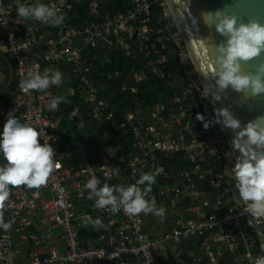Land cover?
<instances>
[{
	"label": "built area",
	"instance_id": "1",
	"mask_svg": "<svg viewBox=\"0 0 264 264\" xmlns=\"http://www.w3.org/2000/svg\"><path fill=\"white\" fill-rule=\"evenodd\" d=\"M39 2L57 9L64 22L23 19L17 0H0V53L14 63L18 84L10 101H0V130L11 111L22 123L44 129L40 142L55 149L60 166L40 187L10 186L4 220L12 227L0 229V264H22V243L31 247L24 264H255L264 256V217L243 212L236 181L224 176L237 156L221 124L204 128L215 121L216 109L168 0ZM111 53L134 68L126 76L114 71L97 79L95 62L110 63ZM172 59L184 77L168 69ZM36 65L41 74L68 72L77 88L69 97L57 86L21 88ZM149 79L166 83L160 97L150 103L133 99L134 108L117 120L111 100L127 92L136 96ZM53 97L61 103L50 111ZM67 98L81 106L67 107ZM64 122L90 135L95 127L102 139L115 141L83 163L91 150L67 142ZM143 173L156 174L147 198L165 209L163 218L112 213L87 198L85 185L93 176L100 186L126 187ZM97 218L103 221L98 230L88 222Z\"/></svg>",
	"mask_w": 264,
	"mask_h": 264
},
{
	"label": "clouds",
	"instance_id": "2",
	"mask_svg": "<svg viewBox=\"0 0 264 264\" xmlns=\"http://www.w3.org/2000/svg\"><path fill=\"white\" fill-rule=\"evenodd\" d=\"M17 5L18 16L26 20L59 26L65 19L57 9L39 0L32 5L17 0ZM201 17L207 27L224 38L215 46V89L222 93L230 88L248 97L264 95V62L258 64L254 72L246 73L242 68L243 64L264 53V23L256 19L245 22L224 10L203 12ZM62 79L59 70L46 69L41 74L39 65H36L28 73V78L21 81L20 87L42 91L50 86H60ZM214 99L219 100L220 96L215 95ZM60 103V97H53L48 103V110H57ZM215 115V121L205 122L204 128L216 123L233 132L231 146L239 155L228 175L236 181L234 187L244 205L243 212L251 217H264V117H257L242 126L227 108L217 110ZM196 119L204 121L205 117L197 115ZM42 136L47 137L44 129L38 131L28 123H22L13 111L7 114L0 130V158L6 161L0 164V229L7 231L12 227L11 223L5 222L2 211L11 194L10 186L40 187L47 182L54 168L60 166L54 159L55 149L48 142H40ZM155 183L156 174L143 173L135 184L126 187H111L107 183L100 186L95 176L87 181L85 187L87 198L95 199L96 208L109 209L112 213L123 209L133 216L151 213L163 218L165 209L156 207L154 197L147 198ZM88 222L97 230L103 227L99 218ZM255 264H264V256H259Z\"/></svg>",
	"mask_w": 264,
	"mask_h": 264
},
{
	"label": "water",
	"instance_id": "3",
	"mask_svg": "<svg viewBox=\"0 0 264 264\" xmlns=\"http://www.w3.org/2000/svg\"><path fill=\"white\" fill-rule=\"evenodd\" d=\"M168 2L216 111L227 108L240 121L242 126L257 117H264V95L248 97L230 88L222 93L215 89L213 79L216 57L215 46L224 38L207 27L201 17L203 12L224 10L236 15L245 22L248 19H256L264 23V0H168ZM0 57L8 63L5 55L0 53ZM261 62H264V53H261L258 58L243 64V71L246 73L254 72ZM215 95H219L220 99L215 100ZM225 131L231 142L233 132L227 128H225ZM235 153L236 156L239 155L238 152ZM224 176L227 179H232L226 172H224Z\"/></svg>",
	"mask_w": 264,
	"mask_h": 264
},
{
	"label": "trees",
	"instance_id": "4",
	"mask_svg": "<svg viewBox=\"0 0 264 264\" xmlns=\"http://www.w3.org/2000/svg\"><path fill=\"white\" fill-rule=\"evenodd\" d=\"M110 59V63L102 66L100 63L97 61L94 64L95 67V75L97 79L99 78L100 74H106V73H113L114 71H119L123 75H127L128 71L131 68H134L133 64L130 61H124L122 59H117L115 54H109L108 55ZM14 66V63H12ZM15 68V66H14ZM136 70H139L138 67H135ZM169 70H172L176 74L184 77L185 76V70L183 67H181L175 59H172L170 62V65L168 66ZM187 79V77H186ZM100 82H102L103 78H100ZM73 86L77 88L76 83L72 82ZM166 83L162 81H156L154 79H149L147 82L144 83L141 87L137 89L136 96H132L129 92L124 93L122 95H117L111 100V105L113 107V110L115 111V115L117 120L121 117L122 113L127 110L134 108L135 103L133 99L136 101H141L143 103H150L151 101L158 99L160 97V94L165 90ZM18 84L17 80H13L11 87H10V94L14 96V94L17 92ZM67 107L71 108L73 104H78L81 106V103L79 101H74V99H68L67 101L64 102ZM63 128H68L67 123H62ZM73 126L69 128L71 132H75ZM91 131L95 134L94 137H85L82 135V132L77 131L75 137H72L71 139H68V143H74L75 145H85L88 150H91V152H88V156H85V158L82 160L84 163L85 161H91L93 160V155L95 154V151L101 146L105 144H111L115 141V137L110 138V139H102L100 133L96 132L95 127L91 128ZM79 167V166H78ZM97 233H94V236H96ZM81 239L85 237V233L82 232L80 233Z\"/></svg>",
	"mask_w": 264,
	"mask_h": 264
},
{
	"label": "crops",
	"instance_id": "5",
	"mask_svg": "<svg viewBox=\"0 0 264 264\" xmlns=\"http://www.w3.org/2000/svg\"><path fill=\"white\" fill-rule=\"evenodd\" d=\"M6 58L8 60V63H6V61L2 57H0V101H2V102H8L13 98V96L10 94V87H11L13 80L14 79L17 80V78L15 76V68L12 65V61H10V59L8 57H6ZM57 70H59L62 73V78L65 77V75H64L65 73L68 74V72L63 71L61 69H57ZM52 71H54V70H52ZM68 77H69L68 84L70 85V88L68 89V93L66 95L67 97L70 96L72 89L75 88L73 86V83L71 81L69 74H68ZM57 88H58V90H60V86H57ZM68 99H73V98H67L66 100H68ZM67 125H68V130H69L71 125H69L68 123H67ZM75 130H77V129H75ZM77 131H79V130H77ZM77 131H75L73 133L69 130V132H70L69 135L71 136V138L75 137ZM81 132H82V135L87 137V138L95 136V134L93 132L91 135L89 132H85V131H81ZM3 163H6V161H4L2 158H0V164H3ZM2 211H3V216H4V211H5L4 207H3ZM19 248L21 249V263L24 264L28 259L29 253L31 251V247L28 244L22 243V244H19Z\"/></svg>",
	"mask_w": 264,
	"mask_h": 264
},
{
	"label": "rangeland",
	"instance_id": "6",
	"mask_svg": "<svg viewBox=\"0 0 264 264\" xmlns=\"http://www.w3.org/2000/svg\"><path fill=\"white\" fill-rule=\"evenodd\" d=\"M65 77H63L62 79V84L60 85V92L62 94V96L66 97L67 93H68V89L70 88V85L68 84V80H69V77H68V74H64ZM81 132V130H79Z\"/></svg>",
	"mask_w": 264,
	"mask_h": 264
}]
</instances>
